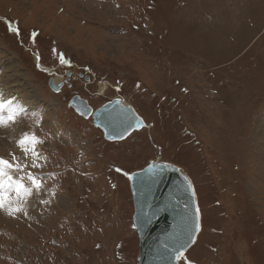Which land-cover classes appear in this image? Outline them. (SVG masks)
<instances>
[{
  "label": "rangeland",
  "instance_id": "rangeland-1",
  "mask_svg": "<svg viewBox=\"0 0 264 264\" xmlns=\"http://www.w3.org/2000/svg\"><path fill=\"white\" fill-rule=\"evenodd\" d=\"M4 51L19 70L3 97L30 101L0 156L42 188L0 209V264H138L128 177L151 162L196 195L200 232L179 264H264V0H0ZM76 96L93 111L122 99L147 128L109 142ZM25 134L42 141L39 167Z\"/></svg>",
  "mask_w": 264,
  "mask_h": 264
},
{
  "label": "water",
  "instance_id": "water-1",
  "mask_svg": "<svg viewBox=\"0 0 264 264\" xmlns=\"http://www.w3.org/2000/svg\"><path fill=\"white\" fill-rule=\"evenodd\" d=\"M49 86L58 93L62 85ZM70 106L84 119H93L109 142L126 141L147 128L135 108L122 99L106 102L96 111L73 97ZM134 207L133 226L139 240L138 264H179L200 232V213L190 180L179 167L151 162L128 177Z\"/></svg>",
  "mask_w": 264,
  "mask_h": 264
},
{
  "label": "snow or ice",
  "instance_id": "snow-or-ice-1",
  "mask_svg": "<svg viewBox=\"0 0 264 264\" xmlns=\"http://www.w3.org/2000/svg\"><path fill=\"white\" fill-rule=\"evenodd\" d=\"M16 31L17 29H13ZM13 102L0 97V127H7L11 123L16 122L17 110L13 108ZM18 146L27 155L29 151L35 157L33 161V167H39L36 162L39 159V153L36 151L35 146L42 143L35 134H25L23 138L18 140ZM12 159H6L0 156V209H7L9 214L22 211L19 206L11 207L12 196L15 195L17 201L22 197H30L33 192V187L36 190L42 188V183L35 177V175L29 173L27 178L31 181L33 187H29L25 183L24 175H14V173L23 172L24 168H27V164H20L15 157V153L11 154Z\"/></svg>",
  "mask_w": 264,
  "mask_h": 264
},
{
  "label": "bare ground",
  "instance_id": "bare-ground-1",
  "mask_svg": "<svg viewBox=\"0 0 264 264\" xmlns=\"http://www.w3.org/2000/svg\"><path fill=\"white\" fill-rule=\"evenodd\" d=\"M49 1V0H48ZM50 9V8H49ZM5 53H1L0 54V81L6 82L7 81V76L8 74L13 75V73L16 75L15 70H19L18 68V63H16L14 60H12L13 55L11 54H7L6 51H4ZM7 55V58H3L4 55ZM39 61V60H38ZM44 66V65H43ZM41 68H44L42 66H40ZM77 69V68H76ZM59 80V79H58ZM59 82H57L56 79V83L54 85H57ZM60 85V84H59ZM10 88H11V84H10ZM62 88V87H61ZM109 89V88H108ZM0 87V97H3V93ZM6 95V93H5ZM4 98V97H3ZM8 98H5L6 100H11L13 102V108L18 110H24L26 108L25 103L28 104L30 101V98H26V97H19L18 93H16V90L12 89L8 92ZM98 106V105H97ZM19 113V112H18ZM141 116V114H140ZM142 117V116H141ZM83 118V117H82ZM80 118V119H82ZM18 114L16 116V122L15 123H11L9 124L7 127H0V131L2 132V137L0 138V144L3 143H7L6 140L4 139L5 137H7V139H9L11 142H15V137L18 134ZM83 120V119H82ZM146 122V121H145ZM88 123V122H87ZM146 129V128H145ZM145 129H143L141 132H135L131 135V137H129L126 141H128L129 139H131L134 135H137V133H142L145 131ZM157 163V162H156ZM161 163V162H159ZM142 170V169H141ZM191 177V176H190ZM130 185V183H129ZM131 190V188H130ZM132 194V193H131ZM201 226V225H200ZM198 237V236H197ZM57 257H55L56 259ZM63 258V257H62ZM63 260V259H62ZM53 261V260H52ZM56 261V260H55ZM53 263V262H52Z\"/></svg>",
  "mask_w": 264,
  "mask_h": 264
}]
</instances>
